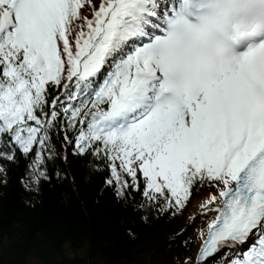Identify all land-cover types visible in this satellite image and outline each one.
Instances as JSON below:
<instances>
[{"label": "snow or ice", "instance_id": "snow-or-ice-1", "mask_svg": "<svg viewBox=\"0 0 264 264\" xmlns=\"http://www.w3.org/2000/svg\"><path fill=\"white\" fill-rule=\"evenodd\" d=\"M57 133L118 196L213 189L185 264H264V0H0V159L38 189Z\"/></svg>", "mask_w": 264, "mask_h": 264}, {"label": "trees", "instance_id": "trees-1", "mask_svg": "<svg viewBox=\"0 0 264 264\" xmlns=\"http://www.w3.org/2000/svg\"><path fill=\"white\" fill-rule=\"evenodd\" d=\"M99 3L91 0L95 8ZM80 14L91 19L93 9L85 2ZM51 146L49 179L38 189L29 182L32 154L0 159V264H145L147 244L164 238L208 188L194 186L182 210L150 204L142 179L141 191L121 197L117 185L106 183L112 175L105 160L74 154L59 133Z\"/></svg>", "mask_w": 264, "mask_h": 264}, {"label": "rangeland", "instance_id": "rangeland-1", "mask_svg": "<svg viewBox=\"0 0 264 264\" xmlns=\"http://www.w3.org/2000/svg\"><path fill=\"white\" fill-rule=\"evenodd\" d=\"M211 188H207L206 192ZM187 213L183 219L168 227L162 239H153L146 246L145 264H183L176 263L175 247H184L182 258L196 257L197 237L192 227L186 223Z\"/></svg>", "mask_w": 264, "mask_h": 264}, {"label": "bare ground", "instance_id": "bare-ground-1", "mask_svg": "<svg viewBox=\"0 0 264 264\" xmlns=\"http://www.w3.org/2000/svg\"><path fill=\"white\" fill-rule=\"evenodd\" d=\"M212 191L213 189H210L207 192H205L201 198H198L192 203V205L188 208V211H187V222L186 223L192 227L195 233V236L197 237V248H196L197 253L202 243L201 234L206 233L207 223L210 222V220L214 219L216 215L215 212H208L205 214L200 211V205L204 203L206 197ZM174 249L176 251V258L174 259L176 263L180 262V263L185 264V262L189 261L190 258H195L190 255L183 259L182 255L184 253L183 251H185L184 247L180 249V247L176 246Z\"/></svg>", "mask_w": 264, "mask_h": 264}]
</instances>
